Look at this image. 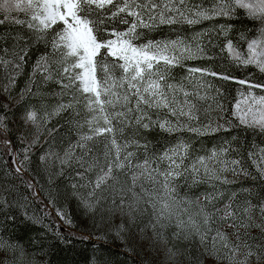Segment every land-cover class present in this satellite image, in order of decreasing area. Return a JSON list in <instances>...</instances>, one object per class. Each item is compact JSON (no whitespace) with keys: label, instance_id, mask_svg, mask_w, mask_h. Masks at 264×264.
<instances>
[{"label":"snow or ice","instance_id":"6c2138e0","mask_svg":"<svg viewBox=\"0 0 264 264\" xmlns=\"http://www.w3.org/2000/svg\"><path fill=\"white\" fill-rule=\"evenodd\" d=\"M238 9L259 21L262 26L259 35L249 39L241 33L240 39L247 45L245 53L239 42L228 38L231 25L221 24L217 36L224 34L226 42L220 46V51L226 52L227 58L238 66H254L264 74V0H0V25H21L29 31L27 36L0 35V68L5 70L8 79L5 91L15 85L16 78L28 63L31 49L43 45L45 50L32 66V78L21 92V99L24 92L31 93L37 74L46 81H55L61 88V96H71L67 103L58 104L52 112L41 113L32 108L21 113L18 126L31 125L34 131L30 141L29 133L22 131L19 135L23 155L17 153L19 164L15 172L30 170L32 149L43 135L54 131L46 127L47 121L52 115L67 112L70 122L80 128L86 126L87 131H82L75 143L69 142L62 153L53 152L49 147L40 155V161L50 169V178L70 176L65 172L66 167L75 172L79 180L73 182L72 187L84 191H75L71 195L82 213L93 218L99 216L110 223L121 242L131 238L133 228L141 232L151 229L150 246L163 253L162 264H180V257L185 256L181 244L189 242L194 246L197 238L203 253L200 256L188 253L189 264H202L205 254L214 258L217 264L222 261L251 264L253 257L260 264L264 260V245L254 246L250 242L256 237L237 230L233 233L236 239L232 241L227 233L213 225L221 211L215 208V201L224 199V192L230 191L220 219L228 221V226L234 229L258 227L262 233L259 239L264 240V223L255 224L252 216L253 211L258 210L264 220V197L259 203H253L250 198L241 201L240 193L251 196V189L218 188V185L233 183L224 175L229 171L233 175L243 174L264 181V148L258 156L252 150L248 153L258 173L253 175L242 159H228L231 152L241 151L239 145L233 148L230 141H225L226 146L214 148L210 156L198 155L188 164L189 145L181 143L157 153L141 131L158 127L171 133L186 127L190 132L207 135L234 126L231 121L215 126L211 121L201 122L199 113L205 105L209 108L215 105L221 112L225 111L220 102L224 96L221 88L204 77L223 81L236 80L235 77L211 68L190 67L191 89L185 88L183 83L171 82V69L182 60L213 58L209 49L216 46L212 36L215 28L196 33L201 39L195 42L179 34L175 39L145 41L146 34L140 29L152 31L160 25L193 26L219 17L238 18ZM14 13H21L23 17ZM119 25L126 27L121 29ZM176 31L179 33L181 29ZM204 37L207 43H204ZM8 39L12 40L11 46H8ZM236 82L247 85V91L242 92V99L233 105L232 115L239 125L258 129L264 134V82ZM256 89H260V94L254 91ZM0 131L10 132L7 105L0 106ZM5 143L11 144V141ZM141 148L143 157L139 152ZM164 160H167V166L162 168L160 165ZM12 163L16 164V160ZM74 165H78V169ZM92 172L94 179L88 175ZM185 173L193 183L218 182L212 185V193L204 194L213 210L204 206L193 210L192 200L186 194L181 197L175 181ZM120 177H124L123 182ZM27 187L35 197V187L31 183ZM15 190L13 184L0 191V256L3 257L0 264H39L35 256L48 252L43 246L36 247L40 242L35 238L25 244L23 233L29 224L43 225L34 214L29 215L30 204L26 196L9 202L7 194ZM50 203L56 207L61 220L68 225L74 224L71 213L56 206L55 200L50 199ZM238 220L240 223L236 222ZM245 220L252 223H245ZM47 228L51 230V225ZM96 235L97 238H108L106 234ZM56 237L65 245L72 243V238L65 237L59 228ZM127 250L135 254L134 248ZM29 256L31 260H28Z\"/></svg>","mask_w":264,"mask_h":264},{"label":"trees","instance_id":"16d2710c","mask_svg":"<svg viewBox=\"0 0 264 264\" xmlns=\"http://www.w3.org/2000/svg\"><path fill=\"white\" fill-rule=\"evenodd\" d=\"M237 12L238 18L233 19L219 17L202 21L200 24L195 26H188L185 24L174 26L160 25L152 31H149L148 29H140V31L146 34L143 37L145 41L147 39H175L178 34L187 37V39L191 41L192 39H201V37H198L196 33L205 29L212 31L215 28V31H212V36L216 46L209 49V55L213 58L209 59L205 57L203 59L186 60L181 62L171 69V76L174 81L187 80L190 74L189 72L187 73L186 70L190 67H204L211 68L217 73L228 74L235 77L236 80L264 82V74H261L256 68L252 66L244 68L242 66H238L232 60L229 61L227 59L226 52L222 53L220 51V46L226 42L224 34L217 36V33L219 32V25L221 24L226 26L231 25V28H229L227 33L228 38H231L234 42H239L240 48L243 52H245L247 45L240 39L241 33L249 39L259 35L260 28L262 27L259 21L247 17V14L243 9H238ZM119 27L123 29L126 26L119 25ZM176 29H181V31L178 33ZM13 34L27 36L29 35V31L21 25H0V35L11 37ZM203 41L204 43H207V38L204 37ZM138 42L140 41H137V43ZM11 44L12 40L8 39V46H11ZM0 46H2V42H0ZM44 50L43 45L33 47L31 49V56L28 63L25 64L22 73L16 78V82L19 87L25 85L26 82L29 86V80L32 78V66L40 53ZM236 80L225 81L226 83L224 84L236 87L237 89L242 87L243 85L237 83ZM14 86L10 88L11 91H5L6 87H8L7 74L3 68H0V94L8 96V92L11 93L12 90L15 89ZM31 89V93L25 92L24 98L13 107L9 106L5 99L0 98V106L7 105V110L10 116V132L6 133V135L11 141V145L16 151V154L20 152L22 144L19 141L20 132L16 131L15 128L13 129L12 120L19 119L21 113L25 109L35 108L41 113L44 111L50 112L58 104L67 103L71 99V96L69 95H60L61 88L55 81H46L40 76V74L36 75V78L31 85ZM240 89L241 88H239V90ZM232 90L233 97L230 95V91ZM226 91L228 92V95L231 96L230 99L232 98L234 99L233 101H235L236 97L234 92L236 91H234L233 88L230 90L227 89ZM52 121L53 123L51 124V127L54 128V131H52V137L54 138H50V140H52L48 141L49 143L45 142L43 144L40 141V143L32 149L31 162L28 165L30 170H22L28 179L31 180L30 183L38 191L40 195L39 199L33 197L32 192L27 187L26 180L15 172L12 162L2 152V148L0 146V191L6 187L11 188L14 184L16 190L7 194L9 202L13 199L26 196L30 204L29 215L34 214L41 220L43 225L29 224L28 228L25 229L23 233V242L27 244L30 238H35L40 242L36 247L43 246L48 252L47 255L37 254L35 256V259L39 261V264H143V260L139 257L137 252L134 254L127 250L128 247H131V243L122 242V244H120L121 242L115 241V238L118 237L115 235L112 227L110 230L104 231V234L108 237L107 239L99 238L100 241H91L90 239L82 236L68 234L60 227H56L54 222L46 213L44 207L42 208V206L46 203L56 210V207L50 203V199L55 200L56 206L63 208L66 213H71V217L74 221V228H78L75 219L84 216V213H82L77 206L76 199H73L71 195L75 191H84V189H73L72 187V183L79 180V178L75 176V172L66 167L65 172L70 173V176H56L50 178V169L45 168V165L40 161V155L42 152L47 151L49 147H51L53 152L62 153L64 147H66L69 142L73 143L77 138H79L80 133L85 127L80 128L77 127L75 123L70 122L69 114L56 115ZM141 131L143 132L147 142L152 145L157 153H162L167 148L181 143L189 145V156L187 157L188 164H191L192 160L196 156L208 155V152H210L211 149L219 148L218 146L221 145L220 143L225 144V141H230L233 148L237 145L241 147V151L238 153V158L242 159L245 164L252 169L255 167V164L248 158L249 151H254L258 156L260 149L264 148V134H261L259 130L248 128L236 129L235 131L218 132V135L210 136L194 134L183 129H178L169 133L160 130L158 127L147 131ZM220 136L222 138L218 139ZM233 137L236 139H233ZM139 152L140 156L143 157L142 148ZM20 155H23V153L20 152ZM17 159L19 161V156H17ZM165 161L166 160L162 162L160 167L163 168L167 166V162ZM74 168L78 169V165H74ZM115 171L117 174L119 173V171ZM88 175L93 179L95 178L94 172L88 173ZM123 180L124 177H120V181L123 182ZM175 182L178 184L179 194L186 193L193 198L204 196L205 193H212V185L218 184L217 182L209 185V183H206L205 181L193 183L191 177L188 176L187 173H185L183 177L176 178ZM41 186L43 187V191H41ZM251 186L254 188L251 196H249L248 193H240V195H243V199L250 198L253 203H259L260 198L264 197V181L253 180L252 182L240 184L218 185V188L239 191L242 187L248 188ZM230 194V191H225L224 199H218L215 203L226 201ZM17 215L20 219H23V216L20 213H17ZM98 219L101 220L99 216L93 218L91 215H88L87 218L91 225L98 222ZM47 225H51V230L47 228ZM19 227L23 228L24 226L19 225ZM141 227H143V225ZM57 228L62 231V234L65 237L72 238L71 244L65 245L57 239Z\"/></svg>","mask_w":264,"mask_h":264},{"label":"rangeland","instance_id":"374dc122","mask_svg":"<svg viewBox=\"0 0 264 264\" xmlns=\"http://www.w3.org/2000/svg\"><path fill=\"white\" fill-rule=\"evenodd\" d=\"M14 15H20V16L23 17V14H21V13H14ZM185 25H187V24H185ZM193 26H195V25H193ZM195 40L196 39H192L191 42H195ZM246 50H247V48H246ZM246 50H245V53H246ZM226 56H227V54H226ZM195 60H197V59H195ZM228 60L230 61V59H228ZM183 61H186V60H182L181 62H183ZM242 67L244 68V66H242ZM252 67H254V66H252ZM186 71L188 73V70H186ZM32 73H33V71H32ZM196 76L199 77V73H197ZM204 79L213 81V83H214V85L216 87H220L221 88V91L223 92L224 96H223V98L221 99L220 102L224 105L225 111L221 112L218 108L215 107V105H213L211 108H209L207 105H205V107L203 109H201V111L199 113L201 122L207 123L208 121H211L213 126H215L216 124H226L227 121H231L232 125H234V126L229 127V129L227 131H235L236 129L245 128L244 126L239 125L238 119H236V117H234L232 115V109H233V105L235 104V102L238 99H242L241 93L247 91V85H243L242 87H239V88H241L239 90V88L237 89L236 87L225 85L224 84V83H226L225 81L220 80V79L215 78V77L207 76V77H204ZM229 81H231V80H229ZM171 82H173V83H183L185 88H188V89H191L192 86H193V81L191 79H189V78L187 80H181V81L171 80ZM15 83L16 84H15L14 87L16 89V92H15V89H13L11 93L8 92V96H4V94H0V98L1 99H5L6 103L8 102L9 106H11V107L16 105V103H18L20 100H22L21 99V92L28 86L27 82L25 83V85L20 86V87L17 84V82H15ZM232 88L234 89V91H236V92H234L235 93L234 95L236 97L235 101H233L234 99H232V98L230 99L231 96L233 97V90L230 91V95L231 96H229L228 92L226 91L227 89L230 90ZM254 91L257 94H260V89H256ZM213 95H215V93H213ZM24 96H25V92H24ZM24 96H23V98H24ZM181 98H182V96H181ZM242 107H243V104H242ZM52 111H53V109L50 112H52ZM66 114H69V113L63 112V113H61L59 115H66ZM55 117H56V115H52L50 120L47 121V123H46V127L47 128H50V129L54 130V128L51 127V124L53 123L52 119H54ZM172 119L175 122L176 118L173 117ZM14 121L15 122H12L13 123V125H12L13 129L15 128L16 131H18L20 133L22 131L26 132V133H29L28 139L30 141L32 139L31 133L34 131V128L31 125L26 126V127L18 126V125H20V119H14ZM81 123H83V122L81 121ZM192 123L195 124L196 121H192ZM183 130L188 131L186 127L183 128ZM83 131L84 132L87 131V127L86 126H85ZM227 131H224L222 129L219 132H227ZM188 132H190V131H188ZM191 133H193V132H191ZM194 134H196V133H194ZM207 135H209V136L210 135H218V132L210 133V134H207ZM52 136H53L52 132L50 134L43 135L41 140H40L41 143H43V144L45 142L49 143L48 141H51L54 138ZM50 138H52V139L50 140ZM220 138H222V137L221 136L218 137V139H220ZM5 141H9V139H8V137H7L5 132L0 131V146L2 148V152L6 155V157H8V159H10L11 162H12L13 159L16 160V164L12 163L13 168L15 170V167L19 164V161L17 159L16 151L13 149V146L11 144H7V143H5ZM73 143H75V142H73ZM220 144L221 145L218 146V147L226 146L224 143H220ZM68 145H69V143L66 145V147H64V149H66L68 147ZM212 150L213 149H211V151L208 152L207 156L211 155ZM238 156H239L238 153L236 151H233V152H231L228 155V159L229 160H231L232 158L239 159ZM165 162H167V160ZM244 164H245V162H244ZM209 165L212 166V162L211 161L209 162ZM246 167L250 169V170L249 169L248 170L253 175H258V173L256 171V165H255L254 168H252L253 170L250 167H248L247 165H246ZM117 171H119V170H117ZM237 171L239 172V169H237ZM19 175L21 177H23V179L26 180L27 184H29L31 182V180L28 179V177L26 176V174L23 171H21L19 173ZM224 175L227 176L228 180L233 181V183H231V184H240V183H246V182H252L253 181L251 176H245L243 174L233 175L231 173V171L224 173ZM205 182L209 183V185H211L212 183H217L216 181L209 182L207 180H205ZM248 189H251V192L254 191L253 186L248 187ZM178 191H179V189H178ZM36 193H37V195L34 198L39 199L40 195H39L37 190H36ZM185 194L186 193H181L180 195H181V197H183ZM242 196L243 195L239 196V199L241 201L244 200ZM187 197L192 200L191 208L193 210H199V207H201V206H204V207L208 208L209 210H213V205L208 203L207 201H205L204 196H199V197H194L193 198V197H190V195H187ZM227 202H228V199L226 201H224V202H221V203H219V202L215 203V208L220 209L221 211H220V213H219V215L217 217V222L213 225V227L215 229L221 231V232L227 233L229 239L232 240V241H234L236 239L235 235H233L234 232H236L238 230L241 234H243L245 231H247L251 237H256L257 238L256 240L250 241L254 246L257 245V244L264 245V240L259 239L261 237V235H262L260 228H258V227H250L248 229H245V228L234 229V228L228 226V224H229L228 221H223V220L220 219V217L223 215L224 204L227 203ZM42 205H43V202H42ZM43 207H44L46 213L48 214V216L51 218V220L56 225V227L57 226L60 227L63 231H65L68 234L76 235V236H82V237L90 239L91 241H97V240L100 241V239L97 238L96 234H101V233L104 234V231H108L112 227V225L110 223L102 222L99 219H98L99 220L98 222H96L94 225H91V223H89V221L87 220L88 215L84 214L83 217H78L77 219H75L76 220V225H77L78 228H74L73 225H68L63 220H61L60 217L57 215L56 210H54L50 205L45 203V205L42 206V208ZM74 210H75V206H74ZM241 215H243L242 211H241ZM252 216H253V221L255 222V224L264 223V220H261V218H260V216L258 214V210H254L253 213H252ZM236 222L240 223L239 220L236 221ZM245 223H252V222L245 220ZM130 236H131V238L127 239L126 242L131 243V247L134 248L135 252H137L139 257H141V259L143 260V264H148V261H152V264H157V262H161V264H162V262H163V253H158L156 250H154L150 246L151 242H152V238H153L151 229H148L146 232H141L138 228H133L131 230ZM115 239H116L115 240L116 242H121L119 237L115 238ZM120 244H122V242ZM181 247L185 249V256L180 257V264H189V259L186 258L188 253H191L193 256H200L201 253H203V246L199 243V239L198 238H197L195 247L192 246L189 242H183L181 244ZM2 258L3 257L0 256V259H2ZM31 259H32V257L29 256L28 260H31ZM202 264H217V262L214 260V258L209 257V256H207L205 254L202 257ZM220 264H227V261H222V262H220ZM251 264H257V261H256V259L254 257L251 260ZM260 264H264V260H262L260 262Z\"/></svg>","mask_w":264,"mask_h":264}]
</instances>
